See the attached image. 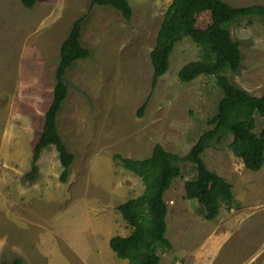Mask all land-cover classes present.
<instances>
[{"label":"rangeland","instance_id":"1","mask_svg":"<svg viewBox=\"0 0 264 264\" xmlns=\"http://www.w3.org/2000/svg\"><path fill=\"white\" fill-rule=\"evenodd\" d=\"M92 0H0V264H125L109 245L131 232L117 206L145 184L115 154L149 157L155 144L186 156L217 112L223 93L214 76L184 83L180 68L201 58L197 40L212 28L208 12L175 45L170 66L152 88L150 53L172 0H129L131 20ZM234 6L264 0H224ZM90 10V12H88ZM86 15L82 45L91 51L65 73L67 98L57 115L59 133L75 159L67 181L54 145L44 148L31 180L34 148L52 100L61 44ZM240 42L241 66L225 74L254 96L264 95V17L226 24ZM147 103L142 116L139 108ZM262 118L256 114L255 132ZM232 136L203 154L207 167L233 185L234 203H221L214 220L184 197L196 176L190 161L165 193L166 237L159 264H264V165L245 167L229 147Z\"/></svg>","mask_w":264,"mask_h":264},{"label":"trees","instance_id":"2","mask_svg":"<svg viewBox=\"0 0 264 264\" xmlns=\"http://www.w3.org/2000/svg\"><path fill=\"white\" fill-rule=\"evenodd\" d=\"M37 1L21 0L29 9ZM90 5L110 6L118 10L127 21L133 15L129 0H92ZM206 12L210 14L212 28L207 37L197 40L202 50L201 58L183 65L178 78L184 83H189L200 75L216 78L223 96L218 102L216 114L208 120V124L213 127L200 136L186 156L168 151L160 143L155 144L151 155L143 159L114 155L125 169L135 173L145 184L142 194L117 206L131 232L127 236H112L109 245L120 259L127 260L125 264H159L158 246L171 248L172 244L166 237L168 206L165 193L173 180L181 175L182 161H190L196 168L195 178L184 184V197L201 204L208 220L218 217L221 203L232 205L234 195L233 185L210 170L202 159L207 148L232 136L229 147L245 167L259 171L264 165V95L250 94L225 74L228 69L237 71L242 61L240 42L232 37L226 24L243 18L264 17L263 4L234 6L224 0H172L160 25L156 46L150 53L153 67L152 88L156 87L160 77L169 69L170 56L176 43L190 35L195 17ZM85 16L73 23L67 38L61 44L53 100L45 113L43 130L34 148L32 168L26 174L31 180L38 171L37 161L42 150L49 145H54L58 153L62 167L59 179L62 182L67 181L70 166L75 159L59 133L57 115L68 95V85L65 82L67 69L75 61L88 58L91 54L81 42ZM146 105L145 102L139 108L138 116H142ZM256 114L262 118V128L258 133L254 131ZM19 262L20 260H16L2 264Z\"/></svg>","mask_w":264,"mask_h":264}]
</instances>
